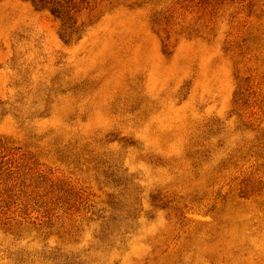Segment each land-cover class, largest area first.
Wrapping results in <instances>:
<instances>
[{
  "label": "rangeland",
  "instance_id": "374dc122",
  "mask_svg": "<svg viewBox=\"0 0 264 264\" xmlns=\"http://www.w3.org/2000/svg\"><path fill=\"white\" fill-rule=\"evenodd\" d=\"M0 0V264H264V0Z\"/></svg>",
  "mask_w": 264,
  "mask_h": 264
},
{
  "label": "trees",
  "instance_id": "16d2710c",
  "mask_svg": "<svg viewBox=\"0 0 264 264\" xmlns=\"http://www.w3.org/2000/svg\"><path fill=\"white\" fill-rule=\"evenodd\" d=\"M39 2V4L41 5V6H43V5H45V3H46V0H38Z\"/></svg>",
  "mask_w": 264,
  "mask_h": 264
}]
</instances>
